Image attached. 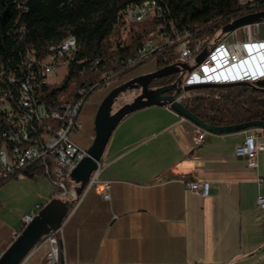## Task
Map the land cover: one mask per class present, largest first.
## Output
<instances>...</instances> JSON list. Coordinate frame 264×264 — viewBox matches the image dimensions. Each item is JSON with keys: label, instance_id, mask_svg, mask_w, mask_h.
<instances>
[{"label": "crops", "instance_id": "1", "mask_svg": "<svg viewBox=\"0 0 264 264\" xmlns=\"http://www.w3.org/2000/svg\"><path fill=\"white\" fill-rule=\"evenodd\" d=\"M234 36L264 37V20ZM246 132L207 131L197 142L194 123L170 106L151 104L128 113L102 153L98 178L109 180L110 198L93 186L75 203L62 226L65 260L264 264V212L256 206L258 193L264 194V182L257 180L264 177V149L257 151L255 164L236 156ZM190 180L209 181L208 193L190 191L185 185ZM50 184L53 189L30 209L60 195ZM20 230L0 225V253ZM46 251L42 245L19 264H45Z\"/></svg>", "mask_w": 264, "mask_h": 264}, {"label": "trees", "instance_id": "2", "mask_svg": "<svg viewBox=\"0 0 264 264\" xmlns=\"http://www.w3.org/2000/svg\"><path fill=\"white\" fill-rule=\"evenodd\" d=\"M143 1L0 0V88L11 90V104L16 105L18 84L9 79V70L15 74L16 68L23 66L26 72V65L32 63L31 67L37 73L34 97L46 104L59 105L65 99L61 96L63 94L69 98L76 97L79 87L94 81L103 84L107 70L119 76L143 63L145 60L124 68L120 60L144 47V39L159 22L165 24L164 30L169 37H174L175 32L190 30L193 32L191 40L201 39L205 47L207 43L204 40L207 41L208 37L205 39L204 35L208 31L213 34L220 26L242 14L264 9V0H154L163 6V14L147 16L135 27H127V8ZM222 34L220 32L217 38ZM69 35L76 39V51L65 66L63 78L59 82L42 80L45 75L39 72L36 64L51 52L52 46ZM175 54V46L165 43L152 56L157 60L156 69L176 65L179 60ZM181 71L182 68L154 77L148 86L175 87ZM236 85H240L238 91H232L228 86H206L188 90L171 88L162 93L172 95L177 91L176 95L182 94L179 102L199 119L215 127L264 123V89L254 82ZM91 91L86 92L85 98ZM4 103L0 100V148L9 133ZM19 174L35 178L44 171L37 163L12 171L0 169V184ZM71 183L73 181L67 179V184Z\"/></svg>", "mask_w": 264, "mask_h": 264}, {"label": "built area", "instance_id": "3", "mask_svg": "<svg viewBox=\"0 0 264 264\" xmlns=\"http://www.w3.org/2000/svg\"><path fill=\"white\" fill-rule=\"evenodd\" d=\"M163 11V6L156 1L144 0L127 8L126 20L128 22H140L147 16H160ZM241 27L248 28L249 24L222 34L212 44L209 46L206 44L204 47L203 40H191L193 32L190 30L185 29L181 33L175 32L174 37H169L164 30L165 24L159 22L155 26V30L145 38V46L141 47V51L133 52L125 59H121L120 62L123 63L124 68L131 67L139 61L154 56L163 48L165 43H168L175 46V53L179 56V61L191 57L195 58L199 52L206 49V54L202 60L194 63L188 70L187 75L181 81V87L196 82L242 80L254 82L264 77V37H235L234 34ZM172 30H174L173 27ZM204 42L206 43V40ZM75 51L76 39L73 35L65 37L60 43L52 46L51 52L36 64L39 72L45 75L42 80L50 81L49 74L55 73L61 64L66 66ZM31 65L32 63L26 65V72H24L23 66L16 68L15 74L11 70L8 71L9 79L18 84L16 105L10 102L11 90L0 88V100L5 102L4 105L9 120V133L3 144L0 169L12 171L27 164H40L44 175L61 196H75L73 188L68 187L67 179L70 178V171L87 154V149L74 140L73 134L82 128L79 111L86 101V92L93 90L101 82L94 81L88 86L79 87L78 96L61 100V105L46 104L42 100H37L33 95L37 73ZM113 76H116L115 73L107 70V75L103 76V81L105 82ZM181 99L182 94L174 96L176 101H181ZM246 130L243 140L235 146L234 154L245 157L249 163L255 164L254 159L257 151L264 149V134H262L264 128L256 126ZM194 132L195 140L199 142L203 139L207 130L194 123ZM102 165V159L96 160V168L91 172L75 203L93 186L101 187L104 199L110 198L109 180L100 181L98 178ZM257 180L258 184H261L264 182V177H259ZM185 185L194 193L206 195L210 183L207 180H190L185 182ZM256 206L261 212H264V194L258 193ZM72 208L61 224L45 233L27 255L34 249L46 245L45 264H72L65 260L62 235V226ZM39 209L40 206L37 205L22 214L23 224L28 223ZM13 235L16 237L18 231H14ZM187 264L204 263L192 261Z\"/></svg>", "mask_w": 264, "mask_h": 264}, {"label": "water", "instance_id": "4", "mask_svg": "<svg viewBox=\"0 0 264 264\" xmlns=\"http://www.w3.org/2000/svg\"><path fill=\"white\" fill-rule=\"evenodd\" d=\"M264 20V9L242 14L222 25L221 33H226L240 26L252 23H258ZM206 54L203 49L195 56V63H198ZM185 61H179L176 65L165 66L147 73H140L132 76L117 85L113 86L101 99L97 106L93 118L94 135L91 143L86 147L87 154L81 161L70 171V179L73 181V190L75 196L52 197L49 199L34 217L23 225L18 235L13 238L11 243L0 253V264H19L30 251V249L40 240V238L49 231L58 227L68 211L73 207L76 198L82 192L91 172L96 168V160L102 158L104 147L118 122L128 113L141 107L158 104L167 105L174 109L181 116L189 119L193 123L200 125L207 131L217 133L231 132L251 127H262V122H250L239 126H222L215 127L207 124L199 119L194 113L186 108L181 102L174 100V96L178 93L175 91L171 94H163L162 91L174 88V85L168 87L151 88L148 86L149 81L154 77H159L180 68L190 69ZM248 81H232V82H196L184 85V89L188 90L197 87L206 86H231L236 84H249ZM264 89V77L254 81ZM128 89H140L134 98L123 103L117 109L113 110L112 105L114 98L121 92Z\"/></svg>", "mask_w": 264, "mask_h": 264}, {"label": "rangeland", "instance_id": "5", "mask_svg": "<svg viewBox=\"0 0 264 264\" xmlns=\"http://www.w3.org/2000/svg\"><path fill=\"white\" fill-rule=\"evenodd\" d=\"M126 25L127 27H135L137 22L127 21ZM220 32L221 26L213 34H210L208 31L204 35L205 39L208 37L206 41L208 46L215 41ZM174 57L179 59L177 54H175ZM184 61L189 66L195 63L194 57ZM156 64V57H150L143 63L126 70L121 75L113 76L110 79L105 80L103 84L96 86L88 94L86 101L79 111V118L82 120L83 127L73 134V138H75V140L78 141L82 146L87 147L92 136L94 135L93 117L96 108L104 95L121 80H125L140 73L154 71L156 69ZM64 73L65 65L61 64L55 73L49 74L48 78L52 82H59L63 78ZM187 73L188 69L182 68V71L179 73L174 83L175 90H178L181 87V81L187 75ZM239 86L240 85H233L228 87L232 91H238ZM136 94V89H130L119 93L114 98L112 109L115 110L123 103L131 101ZM61 96L65 99L69 98L65 94ZM88 136L90 139H87ZM72 184H69L68 187L72 188ZM51 189H53L52 185L44 174H38L35 178H30L23 174H19L17 177L7 178L4 180L0 184V225L6 222L11 224L13 228L20 230L23 226L21 215L29 211L30 207H33L36 204L37 200L41 198V194L47 190L50 191ZM55 196L60 197L58 193H56ZM41 200L43 201V199Z\"/></svg>", "mask_w": 264, "mask_h": 264}, {"label": "bare ground", "instance_id": "6", "mask_svg": "<svg viewBox=\"0 0 264 264\" xmlns=\"http://www.w3.org/2000/svg\"><path fill=\"white\" fill-rule=\"evenodd\" d=\"M145 40V39H144ZM144 46H145V44H144ZM141 51V49L140 50H138L137 52H140ZM59 105H61V103L59 104ZM4 144V143H3ZM3 144H2V146H1V148H0V165H1V152H2V149H3Z\"/></svg>", "mask_w": 264, "mask_h": 264}, {"label": "flooded vegetation", "instance_id": "7", "mask_svg": "<svg viewBox=\"0 0 264 264\" xmlns=\"http://www.w3.org/2000/svg\"><path fill=\"white\" fill-rule=\"evenodd\" d=\"M179 60V59H178ZM137 90V93H139L140 92V89H136ZM82 127H83V123H82Z\"/></svg>", "mask_w": 264, "mask_h": 264}]
</instances>
